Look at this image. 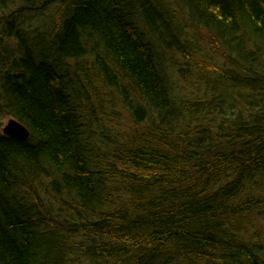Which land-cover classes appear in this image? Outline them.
<instances>
[{"label":"trees","instance_id":"trees-1","mask_svg":"<svg viewBox=\"0 0 264 264\" xmlns=\"http://www.w3.org/2000/svg\"><path fill=\"white\" fill-rule=\"evenodd\" d=\"M5 117L0 264H264V0H0Z\"/></svg>","mask_w":264,"mask_h":264},{"label":"rangeland","instance_id":"rangeland-1","mask_svg":"<svg viewBox=\"0 0 264 264\" xmlns=\"http://www.w3.org/2000/svg\"><path fill=\"white\" fill-rule=\"evenodd\" d=\"M11 8H4V11L7 12L8 10H10ZM172 10H174L175 12L171 14L172 18V26L173 28H181V35H179L180 41L178 43L181 42V44L184 42V39L186 38L188 41H195L198 44L197 47V51H201L199 52V55L196 56V51L195 49H193L190 45L184 44V50L186 51V53L189 55L190 59L192 60H200V55L202 54V51H206V41L205 39L208 37L206 31L202 32L199 31V29L197 28L196 30L192 29V21L188 18V13L187 11H184L183 8H170ZM175 24L177 26H175ZM175 35H177V32H174ZM220 45H212L211 48L213 50V52L210 51V55L212 56V58L206 54L205 52V61H210L213 64H218V62H221L222 60H224L225 54H230V52L226 49L223 48L224 44L220 41L219 42ZM209 46V45H208ZM221 47V48H220ZM220 48L221 52L218 50ZM174 52V50H173ZM174 61L176 62L175 67H176V72L175 74L179 75V72L177 71V68H183V69H188L190 68V71H185L188 80H194V78L196 77L195 73L193 74V68H197L198 65H186V60L184 59V57L182 56V54L175 53L174 56ZM200 66V65H199ZM197 78V77H196ZM202 82L205 81L204 78H200ZM175 92L176 93H180L179 89L177 87H175ZM203 93H200L198 96H195L193 93L190 94L188 97L190 98V101L192 103H195V101L197 102H201L203 100ZM10 119V117H5L0 119V131L2 129V127L6 124L7 120Z\"/></svg>","mask_w":264,"mask_h":264},{"label":"water","instance_id":"water-1","mask_svg":"<svg viewBox=\"0 0 264 264\" xmlns=\"http://www.w3.org/2000/svg\"><path fill=\"white\" fill-rule=\"evenodd\" d=\"M1 133L7 137L18 140H26L29 137V131L17 120L10 118L2 127Z\"/></svg>","mask_w":264,"mask_h":264}]
</instances>
